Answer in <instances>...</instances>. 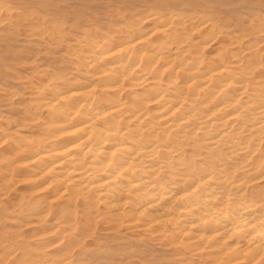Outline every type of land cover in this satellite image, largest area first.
<instances>
[{"label":"bare ground","instance_id":"obj_1","mask_svg":"<svg viewBox=\"0 0 264 264\" xmlns=\"http://www.w3.org/2000/svg\"><path fill=\"white\" fill-rule=\"evenodd\" d=\"M161 19L146 20L157 27L146 36L130 40L134 26L114 44L100 38L85 43L88 59L78 51L75 60L86 73L101 66L88 83L64 80L47 92L34 87L38 106L49 114V136H18L23 146L12 147L13 161L37 170L31 172L38 193L48 191L47 202L58 201L71 220L44 228L50 208L32 199L38 204L26 203L22 221L14 214L0 218V233L19 223L37 232V241L56 244L67 230L70 237L79 226L83 234L88 225L109 220L146 230L152 240L177 241L211 263L264 260V204L248 198L250 184L264 183V39L251 45L221 36L223 49L208 67L201 54L219 44L215 23ZM256 33L264 36V29ZM245 43L234 51L233 44ZM157 64L163 69L156 71ZM6 172L13 186L24 183ZM12 244L0 234V253ZM18 252L10 253L15 264L72 261L69 255L44 260L48 255L29 262Z\"/></svg>","mask_w":264,"mask_h":264},{"label":"rangeland","instance_id":"obj_2","mask_svg":"<svg viewBox=\"0 0 264 264\" xmlns=\"http://www.w3.org/2000/svg\"><path fill=\"white\" fill-rule=\"evenodd\" d=\"M150 16L162 18L161 21L167 18L169 22L188 18L195 24L204 21L215 23L214 32L220 36L219 44L206 48L201 54L204 65L208 67L217 61V55L223 49L221 46L225 43L220 42L221 36L231 39V42L244 38L243 42L248 41L251 45L264 39V36H258L261 33H256L258 29H264V0H0V143L3 142L0 144V218L5 219L14 214L22 221V214L26 215L29 211L27 202L31 200V203L40 202L37 207L50 208L51 212L42 224L44 228L46 225L57 227L64 220L66 223L71 220L68 214L67 216L61 212L58 201L47 202L51 200L47 199L48 191L45 196L38 193L41 192L39 183L32 179L37 170L19 166L13 161L17 155L12 147L15 149V146H23L18 136L28 139L49 136L44 131L50 125L49 114L38 106L40 96L33 94L34 87L47 92L54 84L62 81L74 83L78 80L88 83L92 74L94 77L99 76L101 66L93 67L86 73V67L75 60L74 54L79 51L78 55L85 61L89 56L82 51L85 43L92 39H104L108 45L114 44L123 38L127 29L134 26L136 32L130 40L138 35L146 36L157 28L146 22ZM158 35L154 39L156 36L159 39ZM235 46L232 45L234 51L240 53L246 43ZM260 49L255 46L254 51ZM154 67L156 71L162 68L159 64ZM98 84H102L99 79ZM162 84L163 89H170L165 82ZM261 161L259 163L264 168V162L261 164ZM5 172L12 174V179L14 177L16 181L18 177L22 178L24 183H17L14 187L4 177ZM263 186V182L250 184L248 198L264 204ZM38 198L43 201L37 202ZM32 199L37 200L35 202ZM59 220L62 222L57 223ZM18 224L8 223L0 233L9 235V241L13 243L9 249L6 248L7 254L0 253V264H15L16 259L12 256L17 250H20L19 257L23 256L29 262L48 255L43 259L62 261L69 255L72 257L71 264H221L217 261L208 262L205 256L188 252L189 249L177 241L152 240L153 237L146 230H133L126 225L117 226L109 220L88 225L89 234L87 230L82 234L78 226L70 236L72 239L67 236L71 233L67 230L68 232L62 233V240L56 244L54 240L50 241L52 239L47 240L48 242L37 241V236L34 237L37 232L29 229L27 231L30 232H27ZM25 236L27 237L24 238ZM43 243L45 249L40 247H43ZM37 245L40 250L36 249ZM255 264H264V260Z\"/></svg>","mask_w":264,"mask_h":264}]
</instances>
